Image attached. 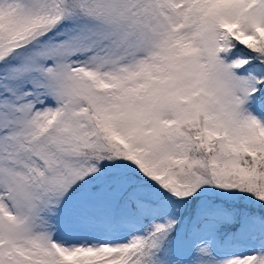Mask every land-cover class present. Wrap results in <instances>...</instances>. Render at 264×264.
<instances>
[{"label":"snow or ice","instance_id":"obj_1","mask_svg":"<svg viewBox=\"0 0 264 264\" xmlns=\"http://www.w3.org/2000/svg\"><path fill=\"white\" fill-rule=\"evenodd\" d=\"M0 264H264V0H0Z\"/></svg>","mask_w":264,"mask_h":264}]
</instances>
